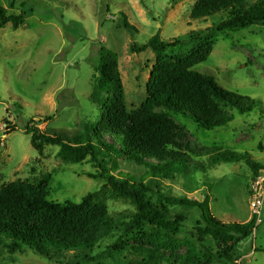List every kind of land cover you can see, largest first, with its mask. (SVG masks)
Returning <instances> with one entry per match:
<instances>
[{
    "label": "rangeland",
    "instance_id": "1",
    "mask_svg": "<svg viewBox=\"0 0 264 264\" xmlns=\"http://www.w3.org/2000/svg\"><path fill=\"white\" fill-rule=\"evenodd\" d=\"M259 0H245L249 6ZM8 15L25 13L24 22L0 29V186L24 181L48 192L56 202H80L87 193L103 200L110 217L107 230L85 257L80 251L48 259L29 249L10 252L0 240V264H264V203L254 233L238 246L234 262L216 255L211 236L199 232L200 210L190 205H169L185 219L179 230L133 224L134 206L115 197L100 175L128 176L148 185L152 199L179 197L201 202L207 198L210 213L223 223L246 222L250 209V165L225 162L224 151L248 155L264 167V21L225 31L215 28L229 17L221 11L207 19L190 18L195 0H0ZM123 13L136 29L130 33L117 25ZM199 31L198 35L190 34ZM159 32V39L181 42L164 55L171 62L194 51L202 37L213 33V49L193 69L219 86L255 102L249 112L225 106V126L206 130L181 114L169 118L176 126L177 146L197 167L173 179L152 176L144 167L124 157L103 158V169L88 156L79 163L65 162L58 146L38 153L24 127L37 126L71 136L83 125L98 123L99 107L90 100L100 45L118 56V69L129 110L146 98V83L156 55L152 49L137 52L131 44H144ZM245 103V102H243ZM16 125L7 132V125ZM99 161L102 159L98 157ZM96 176L98 178L91 177ZM163 201V200H162ZM164 202V201H163ZM114 243H117L115 246ZM189 261L190 263H185Z\"/></svg>",
    "mask_w": 264,
    "mask_h": 264
},
{
    "label": "trees",
    "instance_id": "2",
    "mask_svg": "<svg viewBox=\"0 0 264 264\" xmlns=\"http://www.w3.org/2000/svg\"><path fill=\"white\" fill-rule=\"evenodd\" d=\"M244 1L195 0L190 18L204 20L221 11L229 12L227 19L215 28L200 31L202 33L264 21V0L246 7ZM24 14L8 15L7 8L0 2V29L9 22L13 28H18L24 22ZM120 14L121 21L117 25L131 34L136 33L125 15ZM180 42L179 39L162 41L156 32L142 45L131 44L132 51L150 48L156 55L146 83L145 101L135 110H129L126 105L117 54L100 45L90 93V100L100 110L99 122L85 124L81 130L68 136L37 126L50 120L52 115L42 121L32 120L24 127L25 133L30 134L31 146L42 153L45 146L56 145L57 155L65 162L79 163L90 156L101 169L102 162L105 164L103 158L124 157L146 167L152 176L167 180L196 168L188 155L176 148L178 134L169 116L181 114L192 118L197 126L212 130L225 126L230 120L225 106L236 108L242 114L249 112L255 102L225 90L193 69L210 55L215 42L213 33L202 37L197 48L185 58L169 61L164 55L165 49ZM6 125L7 132L16 128L15 124ZM219 156L225 162H247L254 177L264 169L261 164L251 161L247 154L224 151ZM98 157L102 159L99 161ZM100 176L115 197L128 200L134 206L131 223L136 225L151 224L177 232L185 216L173 214L168 204L196 207L200 210L197 220L200 234L211 236L217 245L216 255L230 262L238 260L239 244L260 224L256 215L246 222L223 223L210 213L206 197L201 202L162 195L154 200L150 196L152 189L142 182L128 176ZM47 196L48 192L41 187L24 181L1 185L0 240L7 242L10 252L29 249L53 259L66 252L80 251L89 257L86 252L92 250L101 232L108 229L110 217L106 203L96 198L95 193H87L80 202H56ZM239 263L242 264L240 260Z\"/></svg>",
    "mask_w": 264,
    "mask_h": 264
},
{
    "label": "built area",
    "instance_id": "3",
    "mask_svg": "<svg viewBox=\"0 0 264 264\" xmlns=\"http://www.w3.org/2000/svg\"><path fill=\"white\" fill-rule=\"evenodd\" d=\"M264 203V169L260 174L251 180L250 188V209L252 215H256L257 219L261 214Z\"/></svg>",
    "mask_w": 264,
    "mask_h": 264
}]
</instances>
